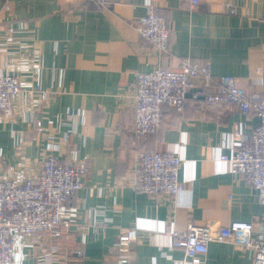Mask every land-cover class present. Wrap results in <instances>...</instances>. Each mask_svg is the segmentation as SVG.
Instances as JSON below:
<instances>
[{
    "label": "crops",
    "instance_id": "0c3cea01",
    "mask_svg": "<svg viewBox=\"0 0 264 264\" xmlns=\"http://www.w3.org/2000/svg\"><path fill=\"white\" fill-rule=\"evenodd\" d=\"M150 8L170 20L169 55L152 52L135 30ZM184 57L264 99V0H198L193 9L192 0H0V74L51 95L36 102L24 94L10 115L0 113V180L49 155L66 163L88 157L90 167L68 206L72 227L55 243L18 248L12 264H118L124 234L135 238V264H183L168 230L259 221L257 192L221 161L260 124L255 115L192 103L151 137L135 139L136 74L177 71ZM217 91L213 82L206 94ZM147 149L181 159L183 189L174 200L132 187L136 152ZM253 262L251 252L227 243H211L204 259Z\"/></svg>",
    "mask_w": 264,
    "mask_h": 264
},
{
    "label": "built area",
    "instance_id": "2783aa9c",
    "mask_svg": "<svg viewBox=\"0 0 264 264\" xmlns=\"http://www.w3.org/2000/svg\"><path fill=\"white\" fill-rule=\"evenodd\" d=\"M198 0H192V9ZM142 42L158 56L171 51L170 20L158 8L134 22ZM215 82L218 91L206 94ZM134 104L136 140L157 133L165 118L172 113L184 114L191 106H230L242 114H253L260 124L241 139L238 150L222 156L231 173L242 176L244 182L257 192L262 214L257 223L233 221L226 227L189 223L186 232L168 230L173 246L182 249L183 264H204L211 243H227L238 250L253 254V264H264V99L248 94L237 86L233 77L213 78L209 64L190 57L181 58L177 71L157 68L150 73H137ZM26 88L16 74H0V113L10 115L15 103L29 94L33 101L45 102L50 92L40 86ZM40 125V124H39ZM181 159L171 153L152 150L136 152L133 165L135 191L150 197L174 200L182 191L179 172ZM90 175L88 157L66 163L49 155L36 167H20L15 176L0 180V264H12L17 247L34 248L55 243L64 230H69L73 218L68 206L84 187ZM135 238L129 234L118 237L122 251L118 264H135L131 245ZM82 252L78 253L81 255Z\"/></svg>",
    "mask_w": 264,
    "mask_h": 264
},
{
    "label": "trees",
    "instance_id": "16d2710c",
    "mask_svg": "<svg viewBox=\"0 0 264 264\" xmlns=\"http://www.w3.org/2000/svg\"><path fill=\"white\" fill-rule=\"evenodd\" d=\"M152 135H154V134H152ZM152 135H149L148 137H146V138H143V139H140V140H144V139H147V138L151 137Z\"/></svg>",
    "mask_w": 264,
    "mask_h": 264
},
{
    "label": "rangeland",
    "instance_id": "374dc122",
    "mask_svg": "<svg viewBox=\"0 0 264 264\" xmlns=\"http://www.w3.org/2000/svg\"><path fill=\"white\" fill-rule=\"evenodd\" d=\"M20 247H22V245H19V246L17 247V249L20 248Z\"/></svg>",
    "mask_w": 264,
    "mask_h": 264
}]
</instances>
